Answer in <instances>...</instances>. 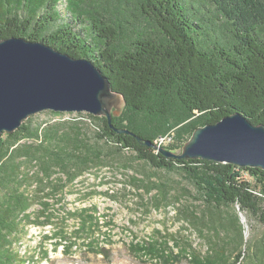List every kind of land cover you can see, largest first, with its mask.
I'll list each match as a JSON object with an SVG mask.
<instances>
[{
	"label": "trees",
	"instance_id": "16d2710c",
	"mask_svg": "<svg viewBox=\"0 0 264 264\" xmlns=\"http://www.w3.org/2000/svg\"><path fill=\"white\" fill-rule=\"evenodd\" d=\"M124 1L136 4L140 21L149 20L153 28L128 26L132 34L123 36L103 11L85 13L86 0L66 1L70 19L61 15V0H0L1 39L42 41L91 60L110 78L129 111L113 114L111 123L104 116L87 113L99 122L94 140L85 136L78 123L67 127L66 120H61L38 125L34 115L0 138V264H21L17 245L26 223L53 224L57 212L50 199L61 203L67 186L108 164L101 140L159 169L180 168L206 205L218 210L211 212L218 237L221 232L225 237L232 233L228 240H214L205 253L177 252L163 239L134 241L128 246L130 252L163 264L182 257L190 264H242L246 256L248 264H264V236L254 243L245 241L239 216L227 211L238 206L264 222V169L203 158L179 159L159 150L177 153L196 128L235 112L254 124H264V0H207L216 9L213 18L196 0ZM97 5L104 10L102 1ZM220 18L228 26L223 35L212 29L217 25L212 19L219 23ZM171 131L175 141L185 139L182 145L158 143V136ZM35 206L40 207L37 213L32 211ZM64 213L78 227L74 233L58 227L54 235H60L69 248L74 246L73 234L87 238L92 253L105 257L106 248L94 241L101 231L95 207Z\"/></svg>",
	"mask_w": 264,
	"mask_h": 264
},
{
	"label": "rangeland",
	"instance_id": "374dc122",
	"mask_svg": "<svg viewBox=\"0 0 264 264\" xmlns=\"http://www.w3.org/2000/svg\"><path fill=\"white\" fill-rule=\"evenodd\" d=\"M61 1L62 3L58 4V8L62 9L61 15L70 19V12L66 6L68 0ZM98 1L104 3V10L97 5ZM94 2L86 0L83 4L84 12L103 11L108 19L118 26L123 36L132 34L128 26L153 28L147 23L149 20H146V23L140 21L136 4L132 2L126 3L124 0ZM195 2L198 5L203 4L207 16L214 17L216 9L209 1ZM133 15L138 17V22H135ZM130 20L134 22L131 23ZM220 20L218 23L212 19V22L217 24L212 26L217 35H223L228 29L227 24L221 18ZM111 111L112 114L121 115L128 109L124 101L120 100ZM87 113L83 111L81 114L80 112L55 114L52 110H46L35 114L33 121L38 125H46L66 120L67 127L78 123L85 136L94 140L100 130L99 122L91 119ZM157 140L165 146L174 142L182 145L185 141V139L180 140L181 142L175 141L172 131L158 136ZM100 145L107 152L108 164L94 169L67 186L66 195L61 203L50 199L52 209H56L57 212L53 217V224L26 223L22 241L17 245V250L22 256L21 264H163L155 258L130 252L128 246L134 241L163 239L169 240V246L174 247L177 252L187 249L205 253L212 248L214 240L222 242V238L227 240L231 238L232 233L225 237L224 232L218 237L219 228L211 216V212L216 213L218 210L206 205L201 193L180 168L172 171L159 169L136 159L134 153L129 150L117 152L115 146L104 140L100 141ZM181 150L182 147L176 149V152L181 153ZM246 177L252 179L249 173H246ZM84 207H95V212L100 217L101 231L94 236V241L106 248L105 257L92 253L87 238H74L73 234L70 241L74 242V246L69 248L67 242L60 241V235L58 237L54 235L58 227L72 233L78 227V223L68 218L64 212ZM39 209V206H35L32 211L37 213ZM227 211L239 216L245 241L254 243L264 236V222L242 211L238 206ZM41 220L45 221V216ZM230 251L236 252L234 246H230ZM168 264L190 262L182 257L180 261ZM242 264H248L247 256Z\"/></svg>",
	"mask_w": 264,
	"mask_h": 264
},
{
	"label": "water",
	"instance_id": "95a60500",
	"mask_svg": "<svg viewBox=\"0 0 264 264\" xmlns=\"http://www.w3.org/2000/svg\"><path fill=\"white\" fill-rule=\"evenodd\" d=\"M120 100L124 101L123 96L113 89L110 78L91 60L42 41L0 38V138L46 110L86 111L111 123L112 107ZM146 144L153 146L150 141ZM159 150L179 159L203 158L264 169V124H254L235 112L196 128L181 153Z\"/></svg>",
	"mask_w": 264,
	"mask_h": 264
},
{
	"label": "built area",
	"instance_id": "2783aa9c",
	"mask_svg": "<svg viewBox=\"0 0 264 264\" xmlns=\"http://www.w3.org/2000/svg\"><path fill=\"white\" fill-rule=\"evenodd\" d=\"M158 143L162 145V143L160 141H158Z\"/></svg>",
	"mask_w": 264,
	"mask_h": 264
}]
</instances>
